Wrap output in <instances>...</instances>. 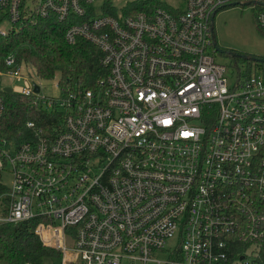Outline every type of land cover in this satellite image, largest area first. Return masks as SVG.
Returning a JSON list of instances; mask_svg holds the SVG:
<instances>
[{
  "label": "built area",
  "instance_id": "2783aa9c",
  "mask_svg": "<svg viewBox=\"0 0 264 264\" xmlns=\"http://www.w3.org/2000/svg\"><path fill=\"white\" fill-rule=\"evenodd\" d=\"M96 1L0 0L12 26L56 18L105 69L47 97L33 64L5 58L11 92L62 118L9 137L0 93V222L37 219L59 264H264V67L231 79L214 55L216 14L244 0ZM247 2L264 30V0Z\"/></svg>",
  "mask_w": 264,
  "mask_h": 264
},
{
  "label": "trees",
  "instance_id": "16d2710c",
  "mask_svg": "<svg viewBox=\"0 0 264 264\" xmlns=\"http://www.w3.org/2000/svg\"><path fill=\"white\" fill-rule=\"evenodd\" d=\"M150 2V3H149ZM159 4V0H134L128 12ZM127 11V10H126ZM34 20L25 18L15 22L6 32H0V69L6 70L5 58L14 54L19 63L29 62L36 67L40 78H58L61 88L93 87L105 74L98 47L86 40L69 43L65 38V25L54 17ZM261 62H264L261 61ZM5 97L4 132L13 138L26 129V121L34 119L44 130L56 125L62 118L60 111L48 112L33 104V97L8 92L0 87ZM264 157V147L261 151ZM6 188L0 182V193ZM37 219L18 223L0 222V264H59L61 252L45 244L35 232ZM237 246V241H234Z\"/></svg>",
  "mask_w": 264,
  "mask_h": 264
},
{
  "label": "rangeland",
  "instance_id": "374dc122",
  "mask_svg": "<svg viewBox=\"0 0 264 264\" xmlns=\"http://www.w3.org/2000/svg\"><path fill=\"white\" fill-rule=\"evenodd\" d=\"M111 2L112 5L121 11L129 2L133 0H97L96 8L99 10L104 2ZM174 8H184V0H160ZM243 2L228 5L218 11L215 16V41L220 51L214 53L218 62L228 66V73L231 79L237 77L244 78L250 73L255 72L264 64L261 61L246 59L243 55L256 56L264 58V30L258 26L256 19V9L253 3ZM12 26V22L0 13V30L8 31ZM252 58V57H251ZM41 83V95L47 97H58L61 88L56 85L58 78L45 80L37 79ZM15 84V80L8 74L0 76V87L11 86ZM4 184L8 187L12 184V173L8 167L2 172ZM174 242H170V246ZM157 258H165L168 256L166 252H158L154 254ZM79 264V263H76ZM149 264H153L150 262Z\"/></svg>",
  "mask_w": 264,
  "mask_h": 264
},
{
  "label": "water",
  "instance_id": "95a60500",
  "mask_svg": "<svg viewBox=\"0 0 264 264\" xmlns=\"http://www.w3.org/2000/svg\"><path fill=\"white\" fill-rule=\"evenodd\" d=\"M246 3H251V2H246ZM212 27L214 28V25L212 24ZM215 35H214V33H213V37H214ZM215 38V37H214ZM214 44H215V47H216V49L218 50V51H220V48L219 47H217V43H216V41L214 42ZM243 57L244 58H246V59H253V60H256V61H263L264 60V58H259V57H256V56H248V55H243ZM4 89L6 90V91H8V92H11L12 91V87L11 86H5L4 87ZM35 90L36 91H38L39 90V85H36L35 86Z\"/></svg>",
  "mask_w": 264,
  "mask_h": 264
}]
</instances>
